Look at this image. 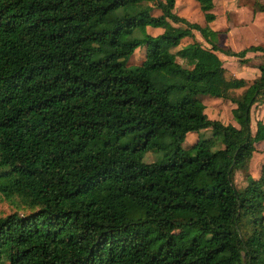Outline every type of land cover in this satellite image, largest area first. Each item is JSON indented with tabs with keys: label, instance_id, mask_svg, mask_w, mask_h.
Listing matches in <instances>:
<instances>
[{
	"label": "trees",
	"instance_id": "obj_1",
	"mask_svg": "<svg viewBox=\"0 0 264 264\" xmlns=\"http://www.w3.org/2000/svg\"><path fill=\"white\" fill-rule=\"evenodd\" d=\"M194 1L213 21L212 0ZM174 4L0 0V194L21 207L0 217V264H264V173H248L264 141L263 123L250 128L264 49L223 51ZM193 31L210 47L188 45L183 68ZM217 52H262L260 78L235 96L244 83ZM202 96L231 102L237 127L209 120Z\"/></svg>",
	"mask_w": 264,
	"mask_h": 264
},
{
	"label": "crops",
	"instance_id": "obj_2",
	"mask_svg": "<svg viewBox=\"0 0 264 264\" xmlns=\"http://www.w3.org/2000/svg\"><path fill=\"white\" fill-rule=\"evenodd\" d=\"M262 5H264V0H212V9L210 13L214 16V19L208 23L198 2L194 0H175L173 14L189 24H195L200 27L207 26L215 34L216 46L219 49L239 53L251 47L264 49V13L259 10V6ZM151 30L159 31L162 29L147 28L149 34H151ZM192 33L193 35L191 37L184 38L182 41L191 39L192 43L199 42L206 48L210 47L201 38V35L197 31H193ZM180 45L177 49L178 54L176 56V61L180 56L190 57V68H192L195 64L192 55L188 54V51L185 50L186 47L180 49ZM216 55L222 62V68L225 70L226 79L231 81H241L244 83L242 88L232 91V94L235 96H238V93L236 94L235 92L238 91L241 94L261 76L259 66L263 61L262 52H248L244 58L231 57L220 52H217ZM206 97L210 96H202L200 97V101L205 106L204 113L209 120L219 121L223 125L237 127L233 115V121L227 124H224L220 119V115L224 113L223 108L225 107H228L230 114H232V110L235 106L231 102L213 97H210L212 99H207ZM210 106L213 108L217 107V109L215 108V113H208ZM256 108H262V111L254 124L253 114ZM213 114H215V116H213ZM259 122L264 124V101L257 102L250 110V128L253 134L255 133L256 125ZM194 136L196 138L191 143V146L201 139L209 138L211 133L209 130L199 133H189L187 134L185 141L188 142L190 137L193 140ZM254 146L255 151L249 162L248 173L251 179L257 181L264 173V141L258 142ZM234 180L235 185L239 190H242L247 186V181L241 172L235 173Z\"/></svg>",
	"mask_w": 264,
	"mask_h": 264
},
{
	"label": "rangeland",
	"instance_id": "obj_3",
	"mask_svg": "<svg viewBox=\"0 0 264 264\" xmlns=\"http://www.w3.org/2000/svg\"><path fill=\"white\" fill-rule=\"evenodd\" d=\"M153 15L155 16H159L160 15V12L158 11H154L153 12ZM151 35H158L159 33H162V30H159V31H153L151 30ZM190 43H192V40L191 39H187V40H184L181 42V45H180V49L184 48V47H187V45H189ZM188 54L189 55H192V53L188 50ZM144 56H145V48L144 47H140L138 48L135 53L133 54V56L129 59L128 61V67L131 69V70H134L136 68V66L144 59ZM191 58L190 57H187V56H183V57H178L177 58V62L179 63V65H181L182 67L184 68H190V63H191ZM236 94L238 93V95L240 94V92H235ZM207 99H212L210 97H206ZM217 107H211L210 106V110L208 111L211 112V113H215L216 112V109ZM224 109V113H222L220 115V119L221 121L224 123V124H227L229 122H232L233 119H232V114H230V111H229V108L228 107H225L223 108ZM261 111H262V108H256V110L254 111V114H253V123L255 124L257 119L259 118L260 114H261ZM213 116H215V114H213ZM195 136L193 137V140L190 139L188 140V142H184L183 143V149L186 150V151H190V148H191V143L195 140ZM156 160V156L154 154H149L146 158V161L148 163L150 162H153ZM18 205V206H17ZM21 207L19 205V202L17 199H14V200H10V199H6L2 194H0V217H6L10 214H13L14 212H18V210L21 212Z\"/></svg>",
	"mask_w": 264,
	"mask_h": 264
}]
</instances>
